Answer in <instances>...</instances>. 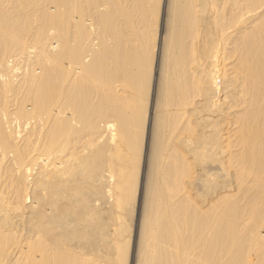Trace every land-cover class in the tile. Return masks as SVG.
I'll return each mask as SVG.
<instances>
[{
  "label": "bare ground",
  "instance_id": "obj_1",
  "mask_svg": "<svg viewBox=\"0 0 264 264\" xmlns=\"http://www.w3.org/2000/svg\"><path fill=\"white\" fill-rule=\"evenodd\" d=\"M160 1L0 0V264H127L137 195L136 264H264V0Z\"/></svg>",
  "mask_w": 264,
  "mask_h": 264
},
{
  "label": "rangeland",
  "instance_id": "obj_2",
  "mask_svg": "<svg viewBox=\"0 0 264 264\" xmlns=\"http://www.w3.org/2000/svg\"><path fill=\"white\" fill-rule=\"evenodd\" d=\"M4 1V0H3ZM50 1L51 0H32V3H30V4H27V6L28 5H32V6H34V5H36V4H38V6L39 7H34L33 8V10L35 11V12H37L40 8H42V7H46V8H48V9H51V10H53V11H55L56 9H55V7H54V5L52 4H50ZM162 1V0H161ZM161 1H160V7H162V3H161ZM9 6H11V4L9 5ZM161 8H159V10H160ZM33 11V12H34ZM161 11V10H160ZM34 12V13H35ZM38 13H39V11H38ZM38 13H36V14H38ZM158 15H160V16H158V18L160 17L161 18V14H159L158 13ZM36 19H34V21H35V25H34V27L33 28H35V26H36V29L37 28H39V25H40V23L41 22H39V19H37V17H35ZM159 18V19H160ZM160 21V20H159ZM37 22V23H36ZM35 29V30H36ZM55 35H54V32H52L51 31V38H55L54 37ZM0 54H2V52H1V49H0ZM1 56V55H0ZM8 56H6L5 58L8 60H6L5 58H4V60H6L7 61V63L8 64H12V60H13V58H10V56L7 58ZM31 59V58H30ZM29 59V60H30ZM21 60V61H20ZM19 60V62H17L18 64H17V66L15 65V63H14V65L17 67V68H20L18 71L19 72H21V71H24L25 70V66H26V68H27V64H29V63H31V60H30V62L28 61V60H26V58H24V59H20ZM24 60H26V62L24 61ZM32 60H33V58H32ZM25 63V64H24ZM13 66V65H12ZM15 79H17V77H15ZM16 123H17V121H16ZM16 123H14L13 122V126L15 125V127H18V126H16V125H18V124H16ZM19 129V128H18ZM20 130H21V128H20ZM105 167L104 166H102V168H100L99 169V173L101 172V174H99L98 172H97V174H99L100 175V177L97 175V176H95L94 175V179H96V180H94L93 178V180L91 181V183H92V186H93V188H92V190H91V194L92 195H88L89 197H90V200H92V203H91V201L89 200V203H91L90 205L91 206H93V207H95L96 209H98L99 211H101V213H106L104 216L105 217H109V219H110V204H108L109 202H108V198L106 197L107 196V191H106V193H104L103 191H102V189H103V186L102 185H105L106 186V190H108V184H109V179H108V177L106 176L107 174H108V170H106V168L104 169ZM103 169V170H102ZM105 170V172H102V171H104ZM107 173V174H106ZM103 176V177H102ZM104 176H105V183L103 184L102 182L104 181L103 180V178H104ZM101 177H102V180H100L101 179ZM106 177H107V179H108V181L106 180ZM98 180V181H97ZM108 182V184H107V182ZM97 182V183H96ZM97 184V185H96ZM141 186V185H140ZM99 187H100V189H99ZM101 187H102V189H101ZM95 188H97V189H95ZM100 191L99 192V194H98V192L97 191ZM93 191V192H92ZM102 192H103V194H102ZM89 193V194H90ZM96 193H97V196H95L96 195ZM98 195L101 197H99L98 198ZM105 195V196H104ZM91 196H94V198L93 197H91ZM102 196H104V198L102 197ZM89 197H88V199H89ZM93 198V199H92ZM96 198V199H95ZM105 198H107V202L108 203H106V201L104 202V200H105ZM100 199V200H99ZM103 201H102V200ZM94 200V201H93ZM97 200H98V202H97ZM96 203V204H94L93 205V203ZM101 202V203H100ZM100 204V205H99ZM107 204H108V206H107ZM106 206H107V208H106ZM101 207V208H100ZM102 208H104V209H102ZM141 199H140V195H137V197H136V199H135V201L132 203V213H131V217H130V219H129V223H130V225H129V227H130V231H129V234H128V242H129V248H128V255H127V264H136V260H137V249H138V243H137V240H138V229H139V225H140V223H139V221L141 220L140 218H141ZM105 211V212H104ZM103 214L101 215V217H100V219L98 218L97 220V224H99V225H96L97 227H95V225H93V226H90V228H88V232L91 234H89L88 232H86L87 233V235H88V237H85V239H84V241H83V239H82V243H88L89 245L93 242V241H91L92 240V237H94L93 238V240H97V238H100V240H101V242H98L99 241V239L97 240V242L95 243V241L93 242V243H95V244H91L93 247L97 244V246L96 247H94V249L95 250H98V251H100V248L102 247L103 249H102V251L104 250V252L103 253H106V251L108 252L109 250L107 249L106 250V243L107 242H109L110 240V242L109 243H107L108 245H111V242H112V238H113V235H111V234H113V229H114V226H113V224H112V220L110 219L108 222H106L107 220H105L104 218H102L103 217ZM108 214V215H107ZM135 214V215H134ZM140 214V215H139ZM107 215V216H106ZM140 216V217H139ZM102 218V219H101ZM74 219V220H73ZM73 219H70V223H69V221H68V223L70 224V225H68V223H67V226H68V228H71L72 226H73V224H74V228L75 227H78V224L79 223H77L78 221L75 219V218H73ZM140 219V220H139ZM101 220H103V221H101ZM99 221H101V227H100V223H99ZM105 223V225H102V224H104ZM77 223V224H76ZM107 223V224H106ZM128 223V224H129ZM72 224V225H71ZM109 224V225H108ZM71 226V227H70ZM105 226V227H104ZM79 227H80V225H79ZM92 227V228H91ZM103 227H104V230H103ZM107 227V228H106ZM109 227V228H108ZM98 228V229H97ZM92 229H96L95 231H96V233L97 234H100V235H97L96 233H95V231H94V233H93V231H92ZM90 230V231H89ZM99 230H101V231H99ZM111 230V231H110ZM263 230V229H262ZM86 231H87V229H86ZM99 233H98V232ZM105 231V232H104ZM92 232V233H91ZM101 232H103V233H101ZM111 232V233H110ZM92 234H93V236H92ZM98 236H96V235ZM103 235V236H102ZM137 235V236H136ZM107 236H109L108 237V239H110V240H108V239H106L107 238ZM91 237V238H90ZM101 237H103V238H101ZM105 237V238H104ZM136 237V238H135ZM90 239V240H89ZM103 239H106V241L105 240H103ZM88 241H91V242H88ZM104 242H105V244H104ZM101 243H102V245H101ZM80 244V243H79ZM101 245V246H100ZM98 246H100L99 247V249L97 248ZM103 246H105V247H103ZM97 248V249H96ZM102 251H101V253H102ZM251 254V253H250ZM252 256H253V253H252ZM136 259H135V258ZM133 258H134V260H133Z\"/></svg>",
  "mask_w": 264,
  "mask_h": 264
}]
</instances>
